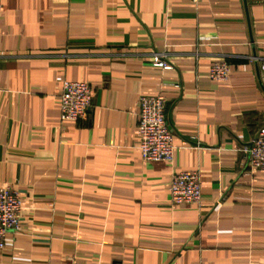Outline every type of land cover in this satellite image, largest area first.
<instances>
[{"label": "crops", "instance_id": "0c3cea01", "mask_svg": "<svg viewBox=\"0 0 264 264\" xmlns=\"http://www.w3.org/2000/svg\"><path fill=\"white\" fill-rule=\"evenodd\" d=\"M0 4V187L22 207L0 264H264V168L241 151L264 124V0ZM65 80L90 85L86 118H61ZM153 95L171 162L136 148ZM181 171L200 203L171 204Z\"/></svg>", "mask_w": 264, "mask_h": 264}, {"label": "built area", "instance_id": "2783aa9c", "mask_svg": "<svg viewBox=\"0 0 264 264\" xmlns=\"http://www.w3.org/2000/svg\"><path fill=\"white\" fill-rule=\"evenodd\" d=\"M197 2L198 0H192ZM2 6L0 4V14ZM154 66L169 69L171 66L158 55L153 58ZM264 70V63L261 64ZM229 67L223 60L210 65L208 77L215 81L228 78ZM92 89L87 82L65 80L60 94V114L64 120H81L87 117L91 107ZM165 98L161 95L139 98L138 131L136 144L143 159L171 162L174 145L173 130L167 122ZM241 151L248 158L250 168H264V124L259 127L251 142ZM171 204L200 203V179L196 171L175 173L169 185ZM21 198L18 192L8 186L0 187V249L4 247L7 234H18L21 230ZM65 264H88L74 259Z\"/></svg>", "mask_w": 264, "mask_h": 264}]
</instances>
